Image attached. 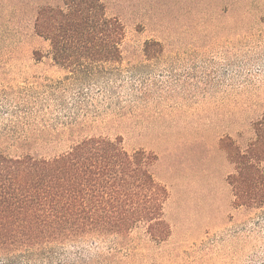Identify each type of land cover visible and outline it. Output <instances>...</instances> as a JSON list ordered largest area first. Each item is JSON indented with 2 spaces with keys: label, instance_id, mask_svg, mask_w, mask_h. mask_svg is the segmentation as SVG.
Returning <instances> with one entry per match:
<instances>
[{
  "label": "rangeland",
  "instance_id": "rangeland-1",
  "mask_svg": "<svg viewBox=\"0 0 264 264\" xmlns=\"http://www.w3.org/2000/svg\"><path fill=\"white\" fill-rule=\"evenodd\" d=\"M55 1L0 0V150L47 155L120 137L156 157L171 230L161 244L137 229L129 246L61 254L69 264H264V208L238 207L231 183L264 115V1L107 0L126 28L123 60L91 82L56 65L37 31ZM152 41L163 53L146 55ZM30 137L40 139L30 150L11 147Z\"/></svg>",
  "mask_w": 264,
  "mask_h": 264
},
{
  "label": "trees",
  "instance_id": "trees-1",
  "mask_svg": "<svg viewBox=\"0 0 264 264\" xmlns=\"http://www.w3.org/2000/svg\"><path fill=\"white\" fill-rule=\"evenodd\" d=\"M55 3L42 6L37 19L53 62L80 82L113 76L123 60L126 28L107 15V0ZM163 51L158 41L145 45L147 56ZM254 130L253 143L236 152L231 183L237 206L257 210L264 208V115ZM70 132L73 137L75 128ZM39 140L20 138L11 147L30 150ZM155 162L146 151H127L120 137H83L47 155L0 150V264H69L61 254L68 248L129 246L137 229L157 244L167 241L169 192L156 178Z\"/></svg>",
  "mask_w": 264,
  "mask_h": 264
}]
</instances>
